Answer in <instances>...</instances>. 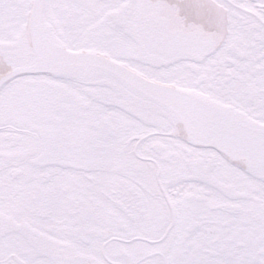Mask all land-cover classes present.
Returning a JSON list of instances; mask_svg holds the SVG:
<instances>
[{
  "label": "snow or ice",
  "instance_id": "snow-or-ice-1",
  "mask_svg": "<svg viewBox=\"0 0 264 264\" xmlns=\"http://www.w3.org/2000/svg\"><path fill=\"white\" fill-rule=\"evenodd\" d=\"M0 264H264V0H0Z\"/></svg>",
  "mask_w": 264,
  "mask_h": 264
}]
</instances>
